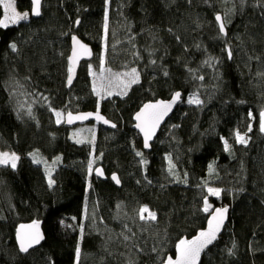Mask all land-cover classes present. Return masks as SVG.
<instances>
[{
	"label": "trees",
	"instance_id": "1",
	"mask_svg": "<svg viewBox=\"0 0 264 264\" xmlns=\"http://www.w3.org/2000/svg\"><path fill=\"white\" fill-rule=\"evenodd\" d=\"M15 7L29 18L0 27V148L18 157L0 164V264H163L218 207L228 223L200 264H264V0H43L39 18L30 0ZM74 35L94 53L69 85ZM102 68H134L138 82L100 94ZM178 91L144 148L134 113ZM57 111H97L114 128H68ZM142 207L156 219L141 220ZM31 221L44 240L23 254L15 230Z\"/></svg>",
	"mask_w": 264,
	"mask_h": 264
},
{
	"label": "snow or ice",
	"instance_id": "2",
	"mask_svg": "<svg viewBox=\"0 0 264 264\" xmlns=\"http://www.w3.org/2000/svg\"><path fill=\"white\" fill-rule=\"evenodd\" d=\"M107 3V0H106ZM32 8H31V14L34 16L40 15V7H41V0H31ZM0 6L3 7V18H0V27L7 28L10 24L14 25L17 24L20 21L27 20L29 18V12H23L20 13L16 10L15 7V0H0ZM107 11H105V29L107 28ZM216 20L219 23L220 31L221 33H224L225 25L222 22V17L220 15L216 16ZM77 24H79V20L76 21ZM72 40L74 42V45H79V48L82 49L84 52H87L88 49L85 45L81 44L78 39L73 36ZM13 51L16 50V45L13 43L10 45ZM77 51L74 48L72 56L69 57L70 66L68 68V83L71 84L72 81V75H73V67L72 64H74L76 58H77ZM229 57H231V52H229ZM101 64H103V60H101ZM101 72H103V68L101 69ZM125 75H128L131 77V79L127 82H122L124 88L129 87L133 83L138 82V73L136 69H132L130 73H126ZM94 91H97V89L94 87ZM111 94V93H109ZM180 93H176L173 96V101H175L177 98H179ZM189 103H195L200 104L201 101L198 98L192 97L188 101ZM172 107L171 103H164L162 101H158L156 104H145L143 108L136 114L135 119L139 121L137 123L136 127L140 129V131L144 134L145 138V147L147 148L148 141L151 139L152 135L154 134L155 128L159 124L160 120L163 118L164 115L167 114V111L170 110ZM60 114L57 113V116ZM92 115L91 113L75 116L73 117L71 113L68 114V123H72L74 119L78 120H84L87 119L88 116ZM251 116V113H249ZM96 118L102 120L103 117L99 115L97 112ZM59 122V120H58ZM107 123V121H105ZM114 126V125H113ZM251 130V126L249 128ZM260 130L264 132V110L260 112ZM236 139L238 143L246 144L247 141L244 136H241L239 133L236 134ZM80 142V141H77ZM229 145L227 142H225V150L227 151L229 149ZM137 155H141V153H137ZM18 159V157L15 155V153H12L11 155L9 153H0V164H7L11 162L12 167H15V162ZM36 163H39V160L35 161ZM211 170V165L209 166ZM93 171L92 169V162H89V172L91 173ZM96 173L98 175H102L101 169H95ZM113 180H115L117 183H119L118 178L115 176V174L112 177ZM52 181L49 180V185L51 186ZM219 189H213L209 188L208 192L212 195H219ZM209 208V205L207 204V199H205V208L204 211L207 212ZM140 219L141 220H155L156 214L154 212H150L147 207H142L140 210ZM227 211V209H216L210 216V219L208 220V228L206 230L201 231L196 237H194L192 240H180L179 243L176 245V258L173 260L171 257L168 258L167 264H196L197 259L199 258V255L201 251L205 248L206 245L212 243L213 240L216 239L217 233L220 231V228L223 224V218L224 214ZM147 212L148 216H144L143 213ZM39 225L38 222L33 221L30 225H20V227L17 229V240L19 242L20 251L27 252L30 247L33 246V244L39 243L40 239L42 237L39 234L38 231ZM127 239V237H125ZM77 256H79L80 249L77 247L76 249Z\"/></svg>",
	"mask_w": 264,
	"mask_h": 264
},
{
	"label": "water",
	"instance_id": "3",
	"mask_svg": "<svg viewBox=\"0 0 264 264\" xmlns=\"http://www.w3.org/2000/svg\"><path fill=\"white\" fill-rule=\"evenodd\" d=\"M30 3H31V0H30ZM42 5H43V0H41V7H40V15H39V16H34V15H32V14H31V10H30V15H31L32 18H39V17L41 16ZM31 8H32V4H31ZM218 25H219V23H218ZM225 33H226V29L224 30V33H221V34H222V35H225ZM74 36L78 39V41H79L81 44H83V45H85V46L87 47L88 51H87V52H84L82 49L79 48V45H74V42H73V40H72V38H71V41H70V52H69V57L72 56V53H73V49H74V48L76 49V51H77V53H78L77 58H76L74 64H72V67H73V75H72V81H71V84H72V82L74 81V79L76 78L77 71H78V69H79L81 63H82V62H85V61H89V60H91L92 57H93V53H94L91 44L85 42L84 40H82V39H81L79 36H77V35H74ZM69 57H68V63L70 64V62H69ZM68 84H69V83H68ZM69 85H70V84H69ZM176 93H177V92L173 93V94H172L169 98H167V99L159 98V99H157V100H155V101L145 103V104H156L158 101H162V102H164V103H171V104H172L171 109L167 111V114L163 116V118L160 120L159 124H158L157 127L155 128L154 134L152 135L151 139L148 141V145H149V146H150V144L156 139V137L158 136L160 130H161L162 127L165 125V123L167 122V120L171 117V115L173 114V112L175 111V109L177 108V106L182 102L183 97H182V93H181L180 91H178V93H180L179 98H177L175 101H173V96H174ZM145 104H143V105H142V106H141V107H140V108L134 113V115H133V124H134V125H133V129H134V130L139 134V136L141 137V139H142V141H143V145H145L144 134L140 131L139 128L136 127V125H137V123H139V121H137V120L135 119V117H136V114H137L138 112H140V110L143 108V106H144ZM263 110H264V109H263ZM69 113H71L73 117H75V116H80V115H84V114H88V113H91L92 115L88 116L87 119H84V120L74 119V120L72 121V123H68V114H69ZM98 113H99V115H100L101 117H103L102 120L96 118L97 111L68 112V113H66L65 116H64V125H65L66 127H68V128H72V127H74V126H76V125H84V124H87V123H90V122H94V123H97V124H99V125H101V126H104V127L114 128L113 123H112L110 120H108V119H107L102 113H100V112H98ZM105 121H107V123H105ZM260 131H261V130H260ZM261 132H262V131H261ZM262 133H264V132H262ZM149 146H148V147H149ZM148 147H147V148H148ZM144 148H146V147L144 146ZM101 170H102V169H101ZM96 175H97L98 177L102 178V179L104 178L103 172H102V175H98L97 173H96ZM115 176L117 177L116 174H115ZM112 177H113V175L111 176V179H112ZM112 180H113V179H112ZM113 181L116 183L117 186H119V183H117L115 180H113ZM216 209H227V211H226L225 214H224L223 224H222V226H221V228H220V231H219V232L217 233V235H216V239L213 240L212 243L206 245L205 248L201 251V253H200V255H199V258H198L197 261H196V264H200V262H201V260H202V257L204 256V254H205V253H206V252H207V251H208V250H209V249H210V248H211V247H212V246L218 241V239L220 238L221 234L223 233V231H224V229H225V227H226V225H227V223H228V219H229V207H218V208L213 209V210L209 213L208 218H207V221H206V224H205V226H204L202 229L198 230V232H197L195 235L191 236L190 238H182L183 240H192V239H193L194 237H196L201 231L206 230V229L208 228V220L210 219L211 214H212ZM32 222H33V221H31V222H26V223H20V224H18L17 227H16V230H15V240H16V244H17V247H18L19 251H20V247H19V242H18V240H17V229L20 227V225H30V224H32ZM36 222H38V225H39L38 231H39V234H40V236L42 237V239H40L39 243L33 244V246L30 247V248L28 249V251H30V250L36 248L37 246H39V245L41 244V242L44 240V233H43V230H42V227H41V222H40V221H36ZM182 239H181V240H182ZM178 243H179V242H178ZM176 245H177V244H176ZM28 251H27V252H28ZM20 252L23 253V254H24V253H27V252H22V251H20ZM176 254H177V253H176V246H175V254H174V256H168V257L166 258V260L164 261L163 264H167V260H168L169 257H171L173 260H175V258H176Z\"/></svg>",
	"mask_w": 264,
	"mask_h": 264
},
{
	"label": "rangeland",
	"instance_id": "4",
	"mask_svg": "<svg viewBox=\"0 0 264 264\" xmlns=\"http://www.w3.org/2000/svg\"><path fill=\"white\" fill-rule=\"evenodd\" d=\"M18 12H20V11H18ZM20 13H23V12H20ZM130 72L131 71H125V72H123V74L117 73V74L112 76V74H110V75L107 74L106 69L103 72L99 71V73H97L94 76L95 77V82H96V87H97L99 93L100 94H106V95H111L113 93H123L128 87L124 88L122 82H127V81H129L131 79L130 76L125 75L126 73H130ZM109 93H111V94H109ZM187 101H189V99H187ZM57 113H59L60 115L57 116ZM55 115H56V118H57V122H58V120H59V122H63L64 121L65 112L57 111ZM93 126H95V125H93ZM89 129H92V128L89 126ZM94 131L95 130H93L91 133H89L88 131H86V129L83 128V129H78V134H79V137H81V135H83V133L86 132L87 136L92 137V135L94 134ZM0 153H9L11 155L13 152H11L10 150H8V151L7 150H2L0 148ZM16 162H17V160H16ZM16 162H15V165H16ZM7 164L8 165H12L11 162H9ZM7 164H5V165H7ZM213 189H217V188H213ZM214 196H216V195H214ZM210 209H211V207L209 206L208 211ZM143 214L145 216H148L147 212H145Z\"/></svg>",
	"mask_w": 264,
	"mask_h": 264
}]
</instances>
